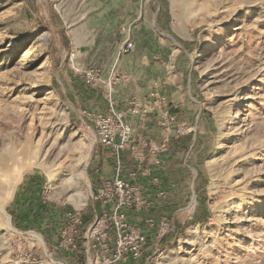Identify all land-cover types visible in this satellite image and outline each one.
Segmentation results:
<instances>
[{
  "label": "rangeland",
  "instance_id": "1",
  "mask_svg": "<svg viewBox=\"0 0 264 264\" xmlns=\"http://www.w3.org/2000/svg\"><path fill=\"white\" fill-rule=\"evenodd\" d=\"M90 69L173 99V173L143 181L142 264H264V0H0V264L79 262L64 212L93 213L111 157L76 92ZM158 111L141 133L161 143L144 127Z\"/></svg>",
  "mask_w": 264,
  "mask_h": 264
},
{
  "label": "built area",
  "instance_id": "2",
  "mask_svg": "<svg viewBox=\"0 0 264 264\" xmlns=\"http://www.w3.org/2000/svg\"><path fill=\"white\" fill-rule=\"evenodd\" d=\"M134 42L124 39L119 47L122 54L130 52ZM97 70L84 71L86 82L95 86L99 82ZM111 84L109 83V87ZM107 108L102 111L83 109L82 116L91 122L96 143L104 150H109L114 160V171L110 177H102L101 182L91 194L93 203L99 202L101 211L86 224L82 211L67 209L64 212L63 224L60 229V245L64 251L76 257L80 263L78 240L84 238L92 241L91 246L84 248L83 262L89 264H142L144 252L148 247L147 232L155 227L154 218L149 214V197L142 181L149 176L151 169L162 166V155L169 150L168 138L156 143L146 140L141 132L135 131L134 124L128 120L130 114L137 118L138 127L148 118L151 109H159L166 103L163 95L150 93V100L143 102L136 97L127 101L125 109L117 108L116 99L111 88L107 92ZM175 117L163 113L159 124L164 134L169 137ZM167 143V144H166ZM132 159V165L125 168L123 153ZM146 162L149 164L145 166ZM159 177L153 183H160ZM142 180V181H141ZM156 196L162 195L160 185L155 188ZM93 213L95 208L93 207ZM144 214V215H143ZM142 217L138 221L136 217ZM167 225L165 218L160 226ZM97 248L96 252H92Z\"/></svg>",
  "mask_w": 264,
  "mask_h": 264
},
{
  "label": "crops",
  "instance_id": "3",
  "mask_svg": "<svg viewBox=\"0 0 264 264\" xmlns=\"http://www.w3.org/2000/svg\"><path fill=\"white\" fill-rule=\"evenodd\" d=\"M100 76H101L100 81L95 86L89 85L86 81L83 80V77L80 78L78 76H75L76 79H74L76 88L78 90L76 92L78 95H80V97H83V99L81 100L82 103L84 104V106L87 109H90L93 111H102V110H105L107 108V97H106V95H107V92L110 88L112 90L113 97L116 99L117 108H119V109H125L127 107L128 99L133 97V96L136 98H139L140 100L143 101L144 98H143L142 94H146L147 93L146 91L149 88L148 86H146L147 88L144 89L137 82L123 83L120 80L121 78L114 80V87H112L111 85H110L111 87H109V83L111 84V73L104 74V75L101 74ZM154 85L156 86L155 82H154ZM151 90H153V92L156 94H159V95L163 94L161 91L158 90L157 87H155ZM151 90H149V91H151ZM150 93H149V95H150ZM167 101L168 102H166V104H163L164 105L163 108L161 107L158 109L159 111L156 113L157 116L154 115L153 123L150 121L151 123L147 122L144 126L145 129H147L149 133L152 132L154 134V136L156 137L155 139L160 140V142H163L165 136H166V138H169V137H167V135L164 134V131L162 130L159 122H157L156 117L160 118V116H162V114L165 112L170 114V115H173V99L169 100L167 97ZM127 118H128V120H130L134 124L136 132H142L143 126L138 127L137 118L133 117L130 114L127 115ZM171 132H173V129ZM170 135H171V133L169 134V136ZM171 142L172 143L170 145V149L168 150V152L162 155V166L160 167L159 171H157V172H159V175L162 176V180L164 179L163 180L164 185H165V181H167V179H168V178H166V176H168V173L170 175H172V173H173V139L171 140ZM131 162H132V159L130 158V155L127 154L126 152H124L123 153V163L125 165V168L130 167L132 165ZM104 164L105 165L108 164V167L110 170H109V174L103 176V178L104 177H110L114 171V160H113L112 156L106 157L104 160ZM99 178L101 179V177H99ZM94 182H95L94 185L96 184L95 186H97L99 183L98 181H97V183H96V181H94Z\"/></svg>",
  "mask_w": 264,
  "mask_h": 264
},
{
  "label": "trees",
  "instance_id": "4",
  "mask_svg": "<svg viewBox=\"0 0 264 264\" xmlns=\"http://www.w3.org/2000/svg\"><path fill=\"white\" fill-rule=\"evenodd\" d=\"M102 179H100L98 182L100 183ZM94 208H95V212L96 213H99L101 211L100 209V203L99 202H95L94 203ZM94 214L92 212H83L82 213V216H83V221L84 223L86 224L87 222H89L91 219H92V216ZM78 255V254H77ZM78 257L80 258V260L82 259V255H78Z\"/></svg>",
  "mask_w": 264,
  "mask_h": 264
}]
</instances>
